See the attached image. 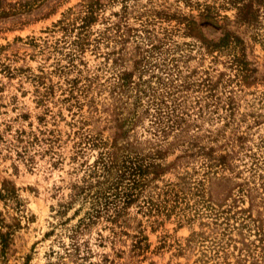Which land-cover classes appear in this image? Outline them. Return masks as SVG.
Wrapping results in <instances>:
<instances>
[{"label":"rangeland","instance_id":"374dc122","mask_svg":"<svg viewBox=\"0 0 264 264\" xmlns=\"http://www.w3.org/2000/svg\"><path fill=\"white\" fill-rule=\"evenodd\" d=\"M0 264H264V0H0Z\"/></svg>","mask_w":264,"mask_h":264}]
</instances>
